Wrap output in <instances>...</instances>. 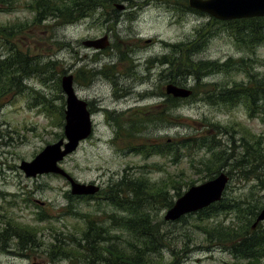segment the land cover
I'll use <instances>...</instances> for the list:
<instances>
[{"label": "rangeland", "instance_id": "obj_1", "mask_svg": "<svg viewBox=\"0 0 264 264\" xmlns=\"http://www.w3.org/2000/svg\"><path fill=\"white\" fill-rule=\"evenodd\" d=\"M25 2L26 0H19L12 11L0 12V22L30 21L31 14L24 6ZM112 2V0L109 2L105 0L106 10H111L108 6L113 4ZM175 2V0L169 2L152 0L143 5L142 0H140L139 20L131 22L137 16L135 8L130 12L131 20L123 16L120 22L115 23L113 35L109 38V42L120 40L118 51L124 49L122 40L128 44V41L132 43L135 39H140V42L135 43V45H140V52L137 47L134 52H130L131 55L139 57L138 61H140V101H135L132 95H127L115 103L111 98L112 84L104 75H95L85 85L79 86L80 84L74 83L78 96L87 100H96L99 109L124 110L121 113H126V111L131 113L134 109L126 122L136 119L138 116L137 107L140 106L141 114L146 109L154 108L156 102L161 101L160 95L147 97L142 95L147 91L158 94L164 89L167 82L165 78L167 70H164L166 66L158 64L152 58L169 53L172 50V44L196 39L198 37L197 31L203 23L209 25L210 33L204 36L203 43L193 53V58L218 61L219 63L231 58L228 63L234 67L228 71L224 67L222 69H216V67L205 74L199 80L200 82L216 84L217 89L230 88L235 83L241 82L245 84L243 87L252 88L251 85H255L258 78L264 80V41L255 47L240 46L234 36L224 29L226 25L217 23L210 26L209 16L180 11L176 9ZM99 12L97 11L90 18L73 24L61 27L50 26L44 32L40 31L43 29L42 27H36L37 30H34L32 36H17L16 44H26L34 48L35 53H41L45 59L50 57L57 60L58 65L65 67L66 72L72 74L78 62L76 49H78V57H83L81 63L99 67L100 62L107 61L110 57L104 55L101 59L97 58L98 64H95L89 59V56L85 58V55H89L94 50L93 48L86 47L82 43L76 47L78 42L83 39L99 37L107 32L108 25L101 20H95ZM47 36L51 38L49 39ZM56 40L63 41V43L68 42L70 45L60 47L55 43ZM135 45H129V47ZM109 47L110 45L106 48ZM241 58L248 62L246 63ZM112 59L117 61V56L113 55ZM244 63L248 70V76L240 67ZM181 81L186 85L189 84L188 86L197 82H193L191 77L181 78ZM24 84L26 85L25 91L14 95L9 94L4 99L5 103L0 109V205H2L0 216H5L6 213V216L14 217L16 221L37 227L39 232L35 239L40 244L32 247V253L29 257H20L15 254V250L18 249L17 245H14L15 250L12 252L3 253L2 251L0 252V264H86L80 255L77 259L54 260L49 258L47 249L53 243L50 226L56 229L55 233H58V236L65 240L68 247L74 248L84 244L80 230V227L85 226L86 217L84 215L107 226L106 234L112 236L111 239L117 246L125 245L130 235L127 231L111 225V220L108 217L113 214L118 215V210L103 199V193L100 194L101 197L89 199L73 195L72 198H69L70 185L64 177L45 174L33 178L24 175L19 167L20 161L22 159L30 160L47 143L57 140L63 131L62 127L55 122V118L42 110L41 97L34 91L40 92L48 98H53L54 103L60 105L64 100L56 98L59 91L54 87V83H44L39 77H30L24 79ZM30 87L35 90H31ZM61 93L63 94L62 90ZM189 96L180 97L183 100L172 110L173 116L176 114L181 116L179 123H174L175 120L172 118L171 124L164 122L161 127L149 128L141 133L143 138L152 143H162L167 139L175 140L176 138L178 140L181 137L204 135L207 137V142L214 139L216 151L223 149L240 156L244 150L241 144L245 137L248 139H253L254 135L257 139L260 137V145H263L259 155L261 165H257L253 171L245 168L248 171L247 175L240 172L238 168L229 171L231 175H229L224 195L232 199L230 203H234L233 201L237 199L242 201L245 199L248 202L258 198L257 205L264 206V187L263 184H260V180H264V120H262V115L256 113L249 116L243 102L230 106L208 102L201 96H197L194 100L187 99ZM207 121H210L211 124L218 123L228 131L222 132L223 128H215ZM93 123L91 136L82 141L73 153L60 162V165L80 182H95L100 185L101 189L107 188L125 173L124 169L130 167L127 172L133 173L134 170L142 169L137 166L141 167L144 163L160 165L158 167L152 166L148 173L153 180L164 178L167 173H175L184 180H195V184L202 182V174H197L190 161L193 159V162L198 166L200 162H206L210 156V152L206 148H193L186 156H181L177 162L169 161L167 156L158 154H153L144 159L142 155L138 156L133 152L132 154L119 152L116 146L122 147V138L112 140L113 143H110L113 129L103 117V111L94 116ZM123 135L124 131L121 130V137ZM137 135L138 138L133 139L135 145L139 141L145 140L143 138L139 140V132ZM251 135L253 136L251 137ZM242 137H244L243 140H241ZM228 146L230 148H227ZM233 156L225 161L222 170H228L230 164L235 162ZM256 174H259L258 177ZM186 189L187 186L184 185L181 191L184 192ZM169 194L172 196V200L177 198L170 188ZM10 200L15 201L16 207L10 206L5 209V204ZM247 202L244 201V203ZM166 209L161 207L160 209L149 210L151 218L156 221V229L162 235L157 238L160 242L159 248L149 255V260L153 264L243 263L242 257L239 258L231 252L232 243L230 241L226 243L216 239L207 241L205 234L198 226L201 223L206 226L236 225L241 222V219L237 217L236 210L220 211L212 218L202 222L197 220L195 213L184 216L180 221L172 222L165 221L163 218ZM41 212L45 214L46 219L36 220L35 218ZM254 218L250 214V223L254 221ZM246 221L247 219L244 220V222ZM255 222L258 226L264 225L261 219L255 220ZM251 230L252 227L250 226L248 233ZM108 243H110L109 239L107 242H100L99 245L107 246ZM86 246L89 248L90 245ZM11 248L13 249V247ZM100 255L103 256L101 253Z\"/></svg>", "mask_w": 264, "mask_h": 264}, {"label": "trees", "instance_id": "obj_2", "mask_svg": "<svg viewBox=\"0 0 264 264\" xmlns=\"http://www.w3.org/2000/svg\"><path fill=\"white\" fill-rule=\"evenodd\" d=\"M18 1L0 0V12L12 11L18 4ZM109 1L107 0V2ZM175 1L176 9L180 11L205 15L201 11L190 8L187 0ZM104 2L105 0H26L24 6L31 14L30 21L0 22V107L3 106L5 103L4 99L9 94L12 93L14 95L22 92L26 87L24 79L30 77H39L44 83H54V87L59 91L56 98L62 99L60 74L65 73L67 69L58 65L57 60H53L50 57L45 59L41 53H35L33 51L34 48L26 44H16L15 39L17 36H32L34 30H37L36 27H42L43 29L40 31L44 32L50 26L61 27L72 24L84 14L94 13L93 6L104 4ZM208 20L210 26L217 23L226 25L224 29L234 36L240 46H246L247 48L251 46L255 47V45L264 41V17L242 18L229 21H220L211 17ZM202 25L197 31L198 37L196 39L172 44V50L169 53L162 54L157 59L160 64L166 65L164 70H167L165 74L167 82L184 85L181 78L191 77L193 82H197L190 87L192 93L187 99L194 100L197 96H201L202 99L208 102L230 106L243 102L248 110L249 116L260 113L264 120V80H261V78H258L255 85H251L252 88L248 86L243 87L245 84L241 82L235 83L230 88L217 89L216 84L212 85L208 82L199 81L207 72L214 69L213 66L215 64L214 62L193 58V53L203 43L201 42L203 35L206 31H209V25L207 26L205 23ZM48 38L50 39L51 37ZM55 43L60 47L70 45L68 42L63 43V41L58 40ZM230 59L221 65L217 64L216 69H220L221 66L226 71L232 69L234 65L228 63ZM241 60L244 59L241 58ZM244 61L246 63L248 62L247 60ZM240 67L248 76L246 64L244 63ZM30 89L35 90L33 87H30ZM34 92L41 97L42 109L49 115L55 113L57 117L55 118V122L61 127L63 125L62 106L64 101L60 105L54 103L55 100L53 98H48L37 91ZM159 93L163 96V100L156 103L154 108L146 109L140 114V124L137 121V117L134 120L119 124L120 130L124 131V135L121 137L123 140L121 143L122 147L117 146V148L124 153L132 151L138 153L140 151V155L144 159L153 154L167 157L172 156V160L174 157L172 162L179 161L181 156H186L193 148H206L210 152V156L206 162H200L198 166L192 159L190 163L197 174H202L201 181L214 177L222 171V168L225 166V161L234 155L232 151L226 152L223 149L216 151L214 149V139H210L207 142V137L202 135L198 137H181L178 140L175 138V140L170 139L162 143H152L146 141V138H143L141 133L147 131L149 128L161 127L164 125L162 124L164 122L171 124L172 118L175 120L174 123H179L181 116L178 114L173 116L172 110L183 99L165 93L164 89L159 91ZM207 123L211 124L210 121H207ZM211 125L215 128L222 126L218 123H212ZM139 126L140 138L145 140L135 145L133 139L138 138L137 130ZM227 131L226 128L222 130V132ZM241 146L244 150L240 156H233L235 162L231 163L229 169L225 171L228 175H231L230 172L237 168L240 172L247 175L248 171L245 168L253 171L257 165H261L259 155L263 145H260V137L258 139L255 135L253 139L245 137ZM227 148H230V146ZM152 166L158 167L160 165L157 163H144L141 167L137 166L142 169L134 170L133 173H128L127 170L130 167H127V169H124L125 173L113 185H108L99 194L94 196H78L89 199L101 197L100 194L103 193V199L118 210V215L113 214L108 217L111 220V225L125 232L127 231L130 235L125 245L117 246L112 241V236L106 234L108 231L107 226L84 215L86 217L85 226L80 227L81 239L84 241V244L78 245L79 247L76 246L75 248L72 246L68 247L65 240H63L65 243L63 246L64 253H70L73 257L79 252L83 262L85 260L88 264H153L149 260V255L159 248L160 242L157 238L162 235L156 229V221L151 218L149 210L171 207L174 201L169 194V188L178 197L183 193L181 191L182 186H189L196 181L193 179L184 180V178L175 173H167L166 177L153 180L148 175ZM144 168L147 169L145 170ZM258 175L256 174L257 177ZM263 181L260 180V184H263L264 187ZM68 197L72 198V195L68 194ZM230 200L232 202V199L227 198L223 194L220 201L211 203L209 206L198 210L195 216L197 220L202 222L203 220L212 218L220 211L234 209L237 212V217L241 219L240 223L236 225L229 224L227 226H223L222 224L206 226L201 223L198 226L205 234L207 241H211L212 239L223 243L230 241L232 243V251L236 253L235 255L238 254L239 258L240 256H247L248 258L254 257V259L259 260V256L264 254V233H248V230L251 224L249 221L250 214L254 217L257 213L255 209L259 210L262 205H257L258 198L252 201L249 200L248 202L245 199L243 201L237 199L233 201L234 203H230ZM244 201L247 203H244ZM184 216L175 221H180ZM245 219H247L246 222H244ZM108 239L110 243L107 246L103 244L99 245L100 242H107ZM130 239L132 241H129ZM86 245H90L89 248ZM65 256L68 257V255Z\"/></svg>", "mask_w": 264, "mask_h": 264}, {"label": "water", "instance_id": "obj_3", "mask_svg": "<svg viewBox=\"0 0 264 264\" xmlns=\"http://www.w3.org/2000/svg\"><path fill=\"white\" fill-rule=\"evenodd\" d=\"M189 7L208 13L221 19H237L245 17H264V0H187ZM120 7L122 4L119 5ZM84 44L94 48H104L107 44V37L102 36L94 39H86ZM61 87L65 93V138L45 145L31 160H21L19 167L24 174L36 176L43 173H58L64 176L70 183V192L75 195L94 194L99 186L93 183H83L72 178L58 163L67 154L74 151L79 141L88 137L92 130L90 112L87 109V102L79 98L73 87L72 74H64L61 77ZM166 92L174 96L187 97L191 89L178 86L173 83L166 85ZM229 180L225 171H220L214 177L199 184L189 186L174 201L164 214L165 220H175L180 216L208 206L210 203L219 200ZM264 219V208L257 217Z\"/></svg>", "mask_w": 264, "mask_h": 264}, {"label": "flooded vegetation", "instance_id": "obj_4", "mask_svg": "<svg viewBox=\"0 0 264 264\" xmlns=\"http://www.w3.org/2000/svg\"><path fill=\"white\" fill-rule=\"evenodd\" d=\"M151 1L152 0H142L143 2L142 4L146 5V3ZM120 2H123L122 7H119L116 3L109 4L110 6L108 7L111 8V10L109 11L106 10V6H107L106 4H98L93 6L95 13L97 11H100L96 20H101L102 22H105L108 25V30L107 32H105V34L108 36V40L109 38L112 37L111 35H113L115 23L120 22L121 21L120 19L123 16H125V18H127L128 20H131L132 17L130 15L131 14L130 12H132L135 8H136L135 11H137V16L134 20H131V22L139 20L138 16H140L139 15L140 0H121ZM91 15L92 14H84L82 19L80 20L90 18ZM119 41L109 42L108 44L110 45L109 48H103L98 50L94 49L93 51H91L89 55H85V58L89 56V59L95 64H98V59H101L102 57H104V55L110 57L109 60L100 62L99 67L88 66L85 63H81L83 61V57L81 56L78 57L79 53H78V49H76L75 53L77 55V61H78L74 71L76 77V83L80 84L79 86L85 85L95 75H104L106 79H108L112 84L113 91L111 98L115 103H117L118 100L125 98L127 95H132L135 101H140V61H138L139 57H135L130 53V52H134L136 47L139 48L138 51L140 52V45H135L136 42H140V39H135V41L132 43L128 41L127 42L128 44H126L122 40L121 42H123L124 44V49L118 51V47L120 44ZM81 43L83 44L82 40L81 42L80 41L78 42L76 47L80 46ZM129 45H135V46L130 48ZM113 55L115 57L117 56V61H114V59H112ZM99 70L101 71L96 72ZM87 101H88L87 106L90 113L92 114V117L94 118L95 115L100 114L101 111H103V117L105 118L107 123L112 127L113 136L110 139V143H113L112 140L120 139L121 130L119 124L121 122L127 121L126 119H129L131 117L132 113L134 112V109L131 113H127V111L126 113H121L124 110L107 109V108L99 109V107L96 105V100H87ZM137 112H138L137 121H139L140 124V106L137 107ZM137 132H139V140H140V126ZM137 154L138 156H140V151ZM102 189H104V187ZM102 189L100 188V191ZM10 206L14 208L16 207V203L14 200L8 201L5 204V209ZM1 210H2V205H0V212ZM35 219L45 220L46 217L45 214L41 212L40 215ZM256 226L257 224L252 227L251 233L253 232L264 233V225L260 226V228ZM49 228H50V234L52 235L51 239L53 242L51 245L48 246L47 249L49 258L54 260L64 259V258L77 259L80 253L78 252L76 256L73 257L71 256L70 253L65 254L63 251V246L65 245V243L62 237H59L58 233H55L56 229H54L53 226H50ZM38 232L39 229L37 227H33L32 225H29L27 223L16 221L14 217L6 216L5 213V216L3 215L0 216V252L2 251L3 253L12 252L15 250L14 245H17L18 249L15 250L16 251L14 252L15 254H17L20 257L31 256L33 249L32 247H34L36 244L37 245L40 244L35 239V236ZM15 239L16 241H14ZM73 241H75V239H73ZM11 247H13V249ZM65 255H68V257H66ZM263 260H264V255L260 256L259 261L250 260L247 262V260H245L244 264H262V262L264 264ZM86 264H88V262H86Z\"/></svg>", "mask_w": 264, "mask_h": 264}, {"label": "bare ground", "instance_id": "obj_5", "mask_svg": "<svg viewBox=\"0 0 264 264\" xmlns=\"http://www.w3.org/2000/svg\"><path fill=\"white\" fill-rule=\"evenodd\" d=\"M181 195H182V194H181ZM178 197H179V196H178ZM178 197H177V198H178ZM206 207H207V206H206ZM203 208H205V207H203ZM200 209H202V208H200ZM200 209H198V210H200ZM198 210H197V211H198ZM185 215H186V214H185ZM180 217H182V216H180ZM180 217H179V218H180Z\"/></svg>", "mask_w": 264, "mask_h": 264}]
</instances>
